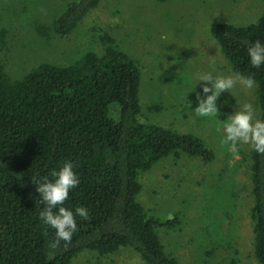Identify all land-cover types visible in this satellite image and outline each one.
Here are the masks:
<instances>
[{
  "label": "trees",
  "instance_id": "trees-1",
  "mask_svg": "<svg viewBox=\"0 0 264 264\" xmlns=\"http://www.w3.org/2000/svg\"><path fill=\"white\" fill-rule=\"evenodd\" d=\"M99 1L69 0L52 30L63 36L73 32ZM6 33L2 26L0 264H71L82 251L109 254L122 247L138 253L145 264H184L166 251L161 236L162 230L179 228L180 217L162 218L139 202L138 178L170 155L212 162L214 149L196 134L141 120L140 65L114 39L105 37L101 52L84 50L69 64L44 61L12 77L2 55ZM210 33L235 73L254 75L258 117L264 119V66L253 68L247 57V47L264 40V0L254 21L214 22ZM235 152L249 159L254 255L264 264V156L251 146L246 153ZM67 160L75 163L81 183L65 206H86L90 215L77 219L78 231L67 246L61 242L52 250L54 230L39 220L42 205L32 177L49 175ZM229 179V189L219 191L227 200L221 219L231 223L239 196ZM215 219L202 231L204 243L211 244L207 252L227 248L229 264H238L236 246L221 237V227H210Z\"/></svg>",
  "mask_w": 264,
  "mask_h": 264
},
{
  "label": "rangeland",
  "instance_id": "rangeland-1",
  "mask_svg": "<svg viewBox=\"0 0 264 264\" xmlns=\"http://www.w3.org/2000/svg\"><path fill=\"white\" fill-rule=\"evenodd\" d=\"M68 1L0 0V28L7 29L2 48L7 72L21 77L44 61L69 64L84 50L101 52L105 37L114 39L139 62L141 120L196 134L216 152L208 163L184 154L170 155L139 176V202L162 218L181 219L179 228L161 231L166 251L184 264H229L227 248L207 252L211 244L202 238L203 227L216 218L210 227H221V237L236 246L238 264H259L250 217L249 159L235 152L246 153L250 145L232 148L222 142V121L244 102L256 108L257 86L248 89L238 83L232 94L224 92L218 98L220 115L198 117L194 109L202 84L194 90L192 78L208 72L235 74L210 26L252 22L261 13L263 0H100L73 32L58 35L52 23ZM227 179L239 196L231 223L221 219L227 200L225 191L219 190L230 187ZM71 264L145 263L131 248L122 247L109 254L85 250Z\"/></svg>",
  "mask_w": 264,
  "mask_h": 264
},
{
  "label": "clouds",
  "instance_id": "clouds-1",
  "mask_svg": "<svg viewBox=\"0 0 264 264\" xmlns=\"http://www.w3.org/2000/svg\"><path fill=\"white\" fill-rule=\"evenodd\" d=\"M161 39H166L162 36ZM247 57L253 68L264 66V40L257 39L247 47ZM194 90L202 84V90L196 94L195 114L198 117H216L220 115L218 98L224 92H230L239 83L251 89L255 83L253 74L243 75H213L212 73L197 74L192 78ZM193 90V91H194ZM191 91V92H193ZM190 92V93H191ZM191 104V103H190ZM256 108L249 102L238 106L231 114H227L222 122V142L236 148L240 144L250 145L260 156H264V119L256 114ZM39 193V203L42 205L38 212L41 223L54 230V239L49 248L55 250L61 242L67 246L78 231L77 219L86 220L89 209L86 206L66 207L70 193L81 183L73 161L67 160L49 175H34L32 177Z\"/></svg>",
  "mask_w": 264,
  "mask_h": 264
}]
</instances>
